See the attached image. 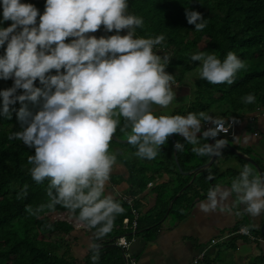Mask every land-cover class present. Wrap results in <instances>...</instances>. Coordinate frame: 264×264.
<instances>
[{
  "label": "clouds",
  "instance_id": "9594fccd",
  "mask_svg": "<svg viewBox=\"0 0 264 264\" xmlns=\"http://www.w3.org/2000/svg\"><path fill=\"white\" fill-rule=\"evenodd\" d=\"M0 7V80L13 81L0 89V116L10 119L16 114L19 130L9 139L34 149L28 156L31 177L49 181V202L30 211L39 214L45 207L62 205L94 229L90 248L96 252L91 257L95 264L99 242L126 211L107 191L117 164L110 143L118 126L136 148L135 156L147 160L158 156L172 134L184 138L175 143L177 152L191 144L200 157H220L228 144L217 137L230 129L222 117L205 111L156 114L154 105L166 108L177 97L174 74L166 71L172 57L159 54L164 34L136 35L144 19L129 13V0H45L42 13L28 0H0ZM185 15L196 31L207 26L199 10L186 8ZM102 26L114 34L90 35ZM191 60L199 62V78L211 84L231 85L246 68L234 51L223 59L215 52L198 51ZM255 99L252 93L243 97L245 103ZM234 195L244 212L259 216L264 212V174H253L244 165L230 187H209L199 209L214 212ZM240 231L248 234L249 227Z\"/></svg>",
  "mask_w": 264,
  "mask_h": 264
},
{
  "label": "trees",
  "instance_id": "16d2710c",
  "mask_svg": "<svg viewBox=\"0 0 264 264\" xmlns=\"http://www.w3.org/2000/svg\"><path fill=\"white\" fill-rule=\"evenodd\" d=\"M28 2L34 3L43 12L45 0ZM186 8L204 14L208 23L203 30L196 31L195 26L188 23ZM142 9L150 12L147 13L149 16H153L152 13L157 16L160 14L163 22L171 27L168 31L158 29L157 25L162 21L156 17L153 23L157 22V25L151 26L144 22L142 28H137L136 35H165L164 47L159 50V54L165 52L172 57L166 71L174 74L176 84L187 85V75L198 67L199 62L191 60L194 52H215L223 59L229 51H234L246 63V68L237 73L231 85L211 84L198 78L194 82L192 101L186 108L174 111L173 115L205 111L225 118L253 115L258 113L259 108H264V0H129V13L140 16L139 11ZM4 26H7V21ZM2 53L3 49H0ZM12 83V80H0V89L10 87ZM250 93L256 99L252 103H245L243 97ZM20 106L19 102L15 105L16 108ZM216 109L222 111L219 113ZM154 110L157 114L156 105ZM121 121L123 123L122 118ZM18 130L19 122L15 113L10 119L0 116V264H91V257L96 254L94 249H91L84 261L73 254V243L78 239L77 227L74 225L77 220L75 214L62 205L45 207L39 214L30 211L49 202V181L45 179L36 182L32 179L28 156L34 154V149H29L18 139H9ZM125 135L126 132L118 126L110 143V151L116 153L117 164L123 165L126 171L125 176L112 173L111 179L117 183L123 179L128 181L130 189L127 196L137 197L157 176L184 178L187 172L200 167L187 166L192 153L190 144H186L183 151L175 152L177 140H184L179 134L169 137L158 156L149 160L151 166L138 167L140 159L134 154L136 148L122 141ZM117 169L114 167L115 171ZM200 180L206 186L210 185L209 176ZM184 185L185 190L174 198L173 204L188 197L193 183L188 185L186 182ZM158 195H161V191ZM115 196L126 211L117 217L113 230L102 239L105 243L113 240L117 242L123 236L119 235L123 230L124 219L132 217V210L127 203L120 196ZM134 203L135 208L140 210L141 203ZM160 203L157 201L156 205ZM167 211L168 206L163 209L159 220ZM84 226L94 234V229ZM153 226H157L156 223ZM99 253L96 264H107L106 253Z\"/></svg>",
  "mask_w": 264,
  "mask_h": 264
},
{
  "label": "crops",
  "instance_id": "0c3cea01",
  "mask_svg": "<svg viewBox=\"0 0 264 264\" xmlns=\"http://www.w3.org/2000/svg\"><path fill=\"white\" fill-rule=\"evenodd\" d=\"M96 32L100 35H111L115 30L113 33H106L102 26ZM126 32L127 30H124L122 34ZM187 88V85L176 83L174 85V90L181 94H184L182 90ZM179 97L180 95L177 98ZM178 104L176 102L175 105L169 106L171 110L167 113L156 108L157 114L173 115L174 111L186 108L189 103ZM257 114H254L253 121H243L234 125L231 135L222 138H226L227 142L236 151L238 150L237 152L257 161L264 172V113ZM250 123L254 124L252 129L249 127ZM198 135L202 134L198 133ZM209 142L214 143V140L210 138ZM210 160L207 156L191 154L187 166L198 167ZM247 163L250 162L226 147L223 155L217 157L213 165L202 171L187 172L184 178L157 176L149 182L153 183L152 187L147 186L137 197L128 196L134 198V202L141 203L138 210L140 224L138 221L136 230L126 231L123 234L129 241V247L126 249L120 247L114 240L110 243H105V240L99 242V251L106 253L107 264H130L131 258L135 259L136 264H188L201 252H205V259L200 264H264V243L250 242L244 236L222 240L239 226H247L245 222L247 219L255 226L258 225L264 221V212L252 217L243 211L242 204L236 202L235 195L229 203L222 208L218 207L214 212L203 213L199 209L200 201L206 199L207 190L212 186L211 183L209 186L203 184L201 178L213 175V186L230 187L233 178L239 175L242 167ZM112 173L125 176L126 171L117 169ZM253 174H259L257 168L253 169ZM216 177L220 178V182L216 183ZM186 182L188 185L193 183L188 194L189 198L173 204L174 198L185 190ZM129 189L130 184L124 179L120 183L111 179L107 185V191L117 196L126 195ZM159 191L161 195H158ZM157 201L161 202L158 206ZM167 206V213L159 220L163 209ZM237 212H240V215H236ZM155 223L157 226H153ZM75 227H77L78 239L73 243V254L77 259L84 261L91 253L90 245L94 242V234L80 222L75 224ZM213 239L220 240L212 244Z\"/></svg>",
  "mask_w": 264,
  "mask_h": 264
},
{
  "label": "built area",
  "instance_id": "2783aa9c",
  "mask_svg": "<svg viewBox=\"0 0 264 264\" xmlns=\"http://www.w3.org/2000/svg\"><path fill=\"white\" fill-rule=\"evenodd\" d=\"M259 113H264L262 111V108L258 109V114ZM257 114V115H258ZM255 115H247V116H238V117H234V116H228L223 118L225 121V126L229 127V132L228 133H221L219 137L217 138H222L228 135H231L232 133V128L234 125H236L237 123H241L243 121H253L254 120ZM209 124L205 125V128L209 127ZM149 187L153 186V183H149L148 185ZM122 200H124L127 205L131 208L132 210V217H127L124 219L123 221V228L126 231H130V230H136L138 228V221H139V211L135 208L134 206V198L132 197H128L126 195H119ZM244 227V226H243ZM241 227L236 229L235 231H233L232 233L226 235L222 240H226V238H230V237H235V236H244L247 237L249 240L257 242V243H264V235L262 234H254L253 231L251 229H249V233L245 234L242 233L240 231ZM220 240V239H219ZM219 240L217 239H213L212 240V244H216L219 242ZM117 244L122 247L123 249H126L129 247V241L126 239L125 236H121L117 239ZM205 259V252H201L199 255H197L195 258H193V260L191 262H189L188 264H200L203 260ZM130 264H136L135 259L131 258Z\"/></svg>",
  "mask_w": 264,
  "mask_h": 264
},
{
  "label": "rangeland",
  "instance_id": "374dc122",
  "mask_svg": "<svg viewBox=\"0 0 264 264\" xmlns=\"http://www.w3.org/2000/svg\"><path fill=\"white\" fill-rule=\"evenodd\" d=\"M139 12H140V16L144 19V22H146V24L151 25V26L157 25V22H156V24H155V23H153V20H154L156 17H158V21H160V22L162 21L160 24L157 25V26H159L158 29L163 30V31H168V30L171 29V27L168 26L167 23L163 22V20L160 18V14H158V16H157L156 13H152L153 16H149L147 13H150V12H147V11L144 10V9L140 10ZM153 24H154V25H153ZM90 35H96L97 37L101 36V35L99 34V32L90 33ZM187 77H188V79H187V81H186L185 83L187 84L188 88L185 89V90H182V91H183L182 93H184V94H181V93H179V92H176V93H177V97H178L179 95H180V97H179V98L176 97V99H174L173 102H172L169 106H173V104L175 105L176 102L179 103V104L181 103V104L184 105V104L189 103V102L192 101L193 96H194V91H195L194 82H196V80L199 78V76H198V72H197V68H196L194 71L190 72V73L187 75ZM183 85H184V84H183ZM186 90H187V91H186ZM179 104H178V105H179ZM169 106H167L166 108H164V107H161V106H159V105H156V108L160 109V110H161L162 112H164V113H167L168 111L171 110ZM223 109H225V108H223ZM216 111H217V112H220V111H222V109H221V110L216 109ZM262 111L264 112V108H262ZM223 118H224V117H223ZM253 126H254V124H251V123H250L249 127H250L251 129L253 128ZM123 141H127V135H125V139H123ZM120 148H121V147L118 146V149H119V150H120ZM239 150H241V149L239 148ZM237 151H238V150H237ZM191 154H194V153L192 152ZM231 157L234 158L235 156H234V155H231ZM139 159H140V161H139L138 164H137L138 167H140V166H151V165H152V163H150V161L147 160V159H141V158H139ZM233 160H235V159H233ZM153 165H154V164H153ZM246 165H248L250 168L256 169V167H255L252 163H247ZM117 168L120 169V170H124V169H125V167H124L123 165H120V164H117V166H115V169H117ZM211 176H213V175H210V176H209V179H210ZM218 182H220V178L216 177V183H218ZM144 219H145V218H144ZM145 220L149 221V219H145ZM262 220H263V219H262ZM245 222H246L247 226H248L251 230H253V233H254V234H256V235L261 234L260 230H261V226H262V224H263L264 221H261V222H260L258 225H256V226H255L253 223L249 222L248 219H247ZM77 223H79L78 220H76V221L74 222V225L77 224ZM257 226H258V227H257ZM125 233H126V230L123 228V230L121 231V233H120L119 236H121V235H123V234H125ZM250 242L256 243V242L251 241V240H250Z\"/></svg>",
  "mask_w": 264,
  "mask_h": 264
},
{
  "label": "water",
  "instance_id": "95a60500",
  "mask_svg": "<svg viewBox=\"0 0 264 264\" xmlns=\"http://www.w3.org/2000/svg\"><path fill=\"white\" fill-rule=\"evenodd\" d=\"M8 25H9V21H7V26ZM123 142H128V141H123ZM227 144H228L226 146L227 148H229L230 150H232L238 156H240V157L246 159L247 161H249L250 163H252L258 169L259 174H264V172L262 170V167L260 166V164L257 161H255L253 158L246 157L245 155L237 152L228 142H227ZM175 152H177V151L175 150ZM216 160H217V157L211 158V160L208 163H205V164L201 165L200 167H198L197 171H200V170L202 171V169L207 168L208 166L213 165L216 162ZM209 180H210L211 185L213 186V177L211 176ZM260 232H261L262 235H264V222H263V224L261 226Z\"/></svg>",
  "mask_w": 264,
  "mask_h": 264
}]
</instances>
